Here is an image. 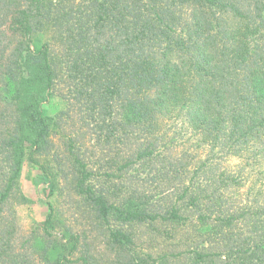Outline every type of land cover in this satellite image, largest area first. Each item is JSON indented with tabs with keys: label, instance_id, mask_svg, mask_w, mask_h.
I'll return each mask as SVG.
<instances>
[{
	"label": "trees",
	"instance_id": "trees-1",
	"mask_svg": "<svg viewBox=\"0 0 264 264\" xmlns=\"http://www.w3.org/2000/svg\"><path fill=\"white\" fill-rule=\"evenodd\" d=\"M0 264H264V0H0Z\"/></svg>",
	"mask_w": 264,
	"mask_h": 264
},
{
	"label": "rangeland",
	"instance_id": "rangeland-1",
	"mask_svg": "<svg viewBox=\"0 0 264 264\" xmlns=\"http://www.w3.org/2000/svg\"><path fill=\"white\" fill-rule=\"evenodd\" d=\"M62 109V106L54 102L50 108V115L58 113ZM76 118L71 119V123L76 122ZM42 181L39 176V172L36 169H30L25 166L24 172L20 181L19 193L26 195L31 199V203L21 204L19 200L13 202L12 207L17 212L18 215V239L17 243L20 246L25 237L28 236L32 227L36 223H41L44 221L48 209L39 194V190L42 186L40 184ZM59 203V202H58ZM67 210L68 208L65 207Z\"/></svg>",
	"mask_w": 264,
	"mask_h": 264
}]
</instances>
